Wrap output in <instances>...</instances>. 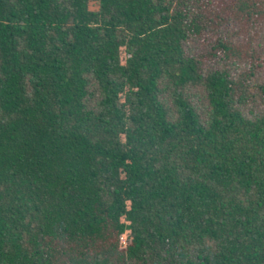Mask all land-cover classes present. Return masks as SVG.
<instances>
[{
	"label": "trees",
	"instance_id": "1",
	"mask_svg": "<svg viewBox=\"0 0 264 264\" xmlns=\"http://www.w3.org/2000/svg\"><path fill=\"white\" fill-rule=\"evenodd\" d=\"M0 264H264V0H0Z\"/></svg>",
	"mask_w": 264,
	"mask_h": 264
},
{
	"label": "rangeland",
	"instance_id": "2",
	"mask_svg": "<svg viewBox=\"0 0 264 264\" xmlns=\"http://www.w3.org/2000/svg\"><path fill=\"white\" fill-rule=\"evenodd\" d=\"M125 237H126V234H124V235L122 236V240H123Z\"/></svg>",
	"mask_w": 264,
	"mask_h": 264
}]
</instances>
